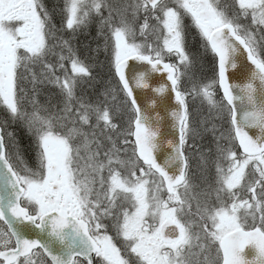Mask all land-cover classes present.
Segmentation results:
<instances>
[{"label":"snow or ice","instance_id":"obj_1","mask_svg":"<svg viewBox=\"0 0 264 264\" xmlns=\"http://www.w3.org/2000/svg\"><path fill=\"white\" fill-rule=\"evenodd\" d=\"M0 264H264V0H0Z\"/></svg>","mask_w":264,"mask_h":264},{"label":"water","instance_id":"obj_2","mask_svg":"<svg viewBox=\"0 0 264 264\" xmlns=\"http://www.w3.org/2000/svg\"><path fill=\"white\" fill-rule=\"evenodd\" d=\"M230 75H231V73H230ZM232 82H233V83H239L240 80L233 79ZM173 104H174V102H173Z\"/></svg>","mask_w":264,"mask_h":264}]
</instances>
